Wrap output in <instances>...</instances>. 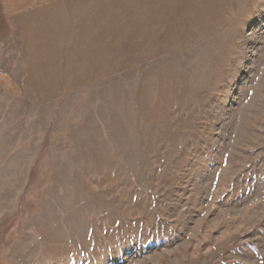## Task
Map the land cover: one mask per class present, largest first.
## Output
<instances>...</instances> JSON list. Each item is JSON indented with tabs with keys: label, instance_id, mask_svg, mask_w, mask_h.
I'll return each instance as SVG.
<instances>
[{
	"label": "rangeland",
	"instance_id": "1",
	"mask_svg": "<svg viewBox=\"0 0 264 264\" xmlns=\"http://www.w3.org/2000/svg\"><path fill=\"white\" fill-rule=\"evenodd\" d=\"M68 2L0 39V264H264V0Z\"/></svg>",
	"mask_w": 264,
	"mask_h": 264
},
{
	"label": "crops",
	"instance_id": "2",
	"mask_svg": "<svg viewBox=\"0 0 264 264\" xmlns=\"http://www.w3.org/2000/svg\"><path fill=\"white\" fill-rule=\"evenodd\" d=\"M57 1L60 2H58L55 5H48L50 3V0H0V39H3L4 37L6 38L14 37V29L18 28L17 27L18 23L11 21L13 20V15H15L16 13H21V14L26 13L28 7L33 6L34 4L43 6L41 8L38 7L39 9H37V11L43 14L51 13L52 15H54V11L60 15H63L64 13L68 14L69 9L67 8V5H69L70 3L69 2L67 3V0H57ZM73 10L75 11L74 8ZM37 26L40 27V25H36V27ZM44 26L45 24L43 23L42 27ZM30 27H34V26L30 25ZM48 44H50V42ZM58 44H61L59 40L53 41L51 45L57 46ZM65 44H66V40H65Z\"/></svg>",
	"mask_w": 264,
	"mask_h": 264
}]
</instances>
